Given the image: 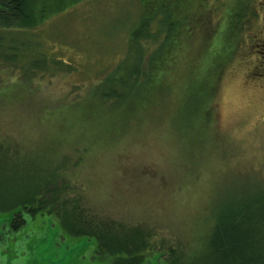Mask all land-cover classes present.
Listing matches in <instances>:
<instances>
[{"label": "rangeland", "instance_id": "374dc122", "mask_svg": "<svg viewBox=\"0 0 264 264\" xmlns=\"http://www.w3.org/2000/svg\"><path fill=\"white\" fill-rule=\"evenodd\" d=\"M206 3L215 18L231 6L232 12H256L229 23L238 54L224 70L213 114L193 111L196 91L187 87L204 77L208 54L185 49L156 75L142 100L130 95L114 107L96 94L108 75L128 78L135 57L127 55V36L139 17V0H84L32 30L35 50L59 64L25 78L19 68L0 70V150L9 167L0 178V201L15 202L7 188L20 182L9 176L11 169L25 174L24 184L37 192L54 183L59 210L74 207L67 212L78 226L93 216L146 233L153 249L141 264H153L155 255L168 259L169 246H203L225 208L262 199L264 75L250 72L262 59L255 33L264 21L263 0ZM17 158L24 162L19 167ZM51 171L53 179H43ZM11 210L0 207V264H116L106 243L62 230L54 212L25 206L26 222L14 230Z\"/></svg>", "mask_w": 264, "mask_h": 264}, {"label": "trees", "instance_id": "16d2710c", "mask_svg": "<svg viewBox=\"0 0 264 264\" xmlns=\"http://www.w3.org/2000/svg\"><path fill=\"white\" fill-rule=\"evenodd\" d=\"M82 1L84 0H0V70L9 72L19 68L21 77L25 78L24 74L30 75V72L38 71L43 74L48 67L54 69V66H58L59 61L55 57L35 50L38 42L30 36L31 32L48 19L68 11ZM139 2V17L127 36V55L135 57L133 64L128 67V78L123 79L110 74L97 87L96 94L112 103L114 107H118L121 99L130 95L135 100H142L148 85L156 75L166 67V64L173 63L180 56V50L185 49L187 52L201 53L202 56L208 54L204 77L187 86L194 87L196 91L193 111L200 108L206 110L208 114L215 113L214 105L219 103L224 70L228 68L235 54H238L237 43L234 42L236 38H233L236 34L229 38V26L236 24L235 17L244 16L245 13L242 15L238 11L232 12L234 8L231 6L229 10L215 18V9L214 7L208 9L211 6L206 0H139ZM245 9L246 20L247 15L256 14L250 8V12H247L248 8ZM27 32L29 36L26 38V34H22ZM260 56L262 59L256 64L254 62L255 69L250 73L264 75V57ZM117 81L125 83L126 86L134 84L139 86L135 91L122 90L115 85ZM4 150H0V178L5 176L4 172L9 169L6 167L7 163L5 164ZM15 162L18 163V167L24 163L22 160L18 161V158L13 163ZM11 170L13 172L6 174L20 182L19 188L14 187L15 190L12 186L7 188V194L11 191L15 193V202L5 204L2 199L0 207L9 210L11 206L13 209L9 219L12 229L17 230L26 222L23 215L26 206L31 212H54L53 215L58 217V224L64 231H68L70 227L73 235L92 237L100 246L106 243L111 258L117 260L116 264H141L148 253L147 249H153L145 237L146 233L140 229H132L131 226L113 222L104 224L102 220L96 221L93 216L89 217V223L86 221L84 224L82 220L78 226L80 222L77 224V217L72 216L74 207L59 210L57 204L59 192L54 183L50 184V187L45 186L43 192H37L39 189L36 187L28 188L24 184L25 174L20 173L17 168ZM53 172L48 174L51 176L43 179L48 181L54 177ZM16 188L20 191H16ZM58 188L61 191L67 187L60 185ZM3 193L0 192V195ZM48 193L50 195H47ZM59 197L70 199L61 195ZM65 201L63 199V202ZM35 205L38 206L32 207ZM67 210L73 213L69 214ZM243 225H248L246 230L242 229ZM76 226L80 229L75 230ZM87 237L84 238L89 240ZM108 238L116 243L115 247L112 246V242L105 241ZM127 246L131 248L126 249ZM167 251H169L167 260L161 262L160 255H155L152 257L153 264H264V196L262 199L255 198L222 210L216 216L200 248L186 251L169 246ZM104 258L108 259L109 255Z\"/></svg>", "mask_w": 264, "mask_h": 264}, {"label": "flooded vegetation", "instance_id": "af4514ba", "mask_svg": "<svg viewBox=\"0 0 264 264\" xmlns=\"http://www.w3.org/2000/svg\"><path fill=\"white\" fill-rule=\"evenodd\" d=\"M263 7H264V0H263ZM255 35H257L258 37V44L261 48V55L264 57V21L261 23V25L259 24L258 28L256 29V33Z\"/></svg>", "mask_w": 264, "mask_h": 264}]
</instances>
